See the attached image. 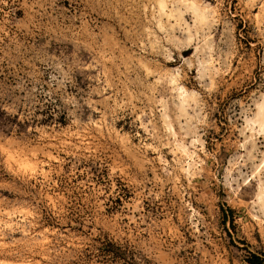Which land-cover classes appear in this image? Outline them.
<instances>
[{
	"label": "rangeland",
	"instance_id": "obj_1",
	"mask_svg": "<svg viewBox=\"0 0 264 264\" xmlns=\"http://www.w3.org/2000/svg\"><path fill=\"white\" fill-rule=\"evenodd\" d=\"M263 99L264 0H0V264H264Z\"/></svg>",
	"mask_w": 264,
	"mask_h": 264
},
{
	"label": "bare ground",
	"instance_id": "obj_2",
	"mask_svg": "<svg viewBox=\"0 0 264 264\" xmlns=\"http://www.w3.org/2000/svg\"><path fill=\"white\" fill-rule=\"evenodd\" d=\"M168 1V0H167ZM162 1H159V3H161ZM193 2V1H192ZM162 6V4L160 5ZM190 41V40H189ZM180 91V90H179ZM182 92V91H181ZM180 108V107H179ZM248 115V114H247ZM256 117L260 123L261 127H264V99L262 101V103L258 106V110L256 113ZM250 125V124H249ZM259 130V129H258Z\"/></svg>",
	"mask_w": 264,
	"mask_h": 264
},
{
	"label": "trees",
	"instance_id": "obj_3",
	"mask_svg": "<svg viewBox=\"0 0 264 264\" xmlns=\"http://www.w3.org/2000/svg\"><path fill=\"white\" fill-rule=\"evenodd\" d=\"M228 211H230V212H231V210H230V209H228ZM254 258H256V259H257V257H254ZM255 264H259V263L257 262V263H255Z\"/></svg>",
	"mask_w": 264,
	"mask_h": 264
}]
</instances>
